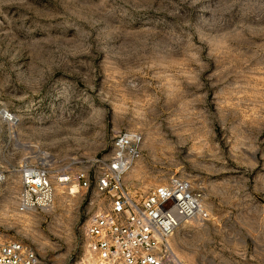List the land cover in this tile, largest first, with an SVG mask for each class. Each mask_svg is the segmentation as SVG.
I'll return each instance as SVG.
<instances>
[{
    "label": "rangeland",
    "instance_id": "rangeland-1",
    "mask_svg": "<svg viewBox=\"0 0 264 264\" xmlns=\"http://www.w3.org/2000/svg\"><path fill=\"white\" fill-rule=\"evenodd\" d=\"M124 129L142 136L131 192L202 190L208 220L169 240L182 264H264V0H0V230L42 264L83 258L108 202L72 176ZM30 152L53 205L17 219Z\"/></svg>",
    "mask_w": 264,
    "mask_h": 264
},
{
    "label": "built area",
    "instance_id": "built-area-1",
    "mask_svg": "<svg viewBox=\"0 0 264 264\" xmlns=\"http://www.w3.org/2000/svg\"><path fill=\"white\" fill-rule=\"evenodd\" d=\"M141 143V134L119 130L106 154L93 156L73 173L81 189H92L108 202L106 209L93 214L86 224L87 254L75 264H170L174 254L169 240L180 224L208 220L202 190L183 177L145 191L128 189L124 177L140 155ZM31 154H24L15 169L21 178L18 213L38 212L52 203L49 166ZM5 174L0 165V186ZM0 264L42 262L32 245L0 230Z\"/></svg>",
    "mask_w": 264,
    "mask_h": 264
},
{
    "label": "bare ground",
    "instance_id": "bare-ground-1",
    "mask_svg": "<svg viewBox=\"0 0 264 264\" xmlns=\"http://www.w3.org/2000/svg\"><path fill=\"white\" fill-rule=\"evenodd\" d=\"M7 119H9V117H7ZM10 120L12 121V120H14V118H10ZM44 155V154H43ZM50 158V157H49ZM44 159L46 160V161H43V158L40 160V163H42L43 165H47V164H49V163H51L50 161H49V159H48V157L46 156V155H44ZM136 160V159H135ZM135 160H134V162H135ZM45 162V163H44ZM134 164V163H133ZM132 167V166H131ZM130 170V169H129ZM128 170V171H129ZM127 174V173H126ZM7 179V178H6ZM62 181H64V180H66V178H62L61 179ZM74 180V179H73ZM5 182H6V180H5ZM20 182H21V178L18 180L17 179V188H18V191H19V187H20ZM74 182H76L75 180H74ZM77 185V184H76ZM78 186V185H77ZM17 194H18V192H17ZM52 199H53V189H52ZM203 202V201H202ZM16 204V203H15ZM52 205H53V201H52V203L51 204H49L48 206H46V207H42L41 209L45 212L46 210H48L49 208H51L52 209ZM100 205V209H101V211H102V208H103V206L101 205V204H99ZM202 206H203V203H202ZM16 208V207H15ZM14 208V209H15ZM104 209H106V208H104ZM16 210V209H15ZM35 213H38V212H36V211H29V212H26V213H24V214H27V215H31V216H34L35 215ZM15 215H16V217H17V219L19 218V219H21V213L19 214L18 212L17 213H14ZM39 214V213H38ZM15 218V217H14ZM184 223H181L180 224V226H179V228L183 225ZM178 228V229H179ZM177 229V230H178ZM175 233V232H174ZM173 233V234H174ZM173 236V235H172ZM174 252V251H173ZM85 253L87 254V248L85 247ZM86 254L84 255V257L86 256ZM174 254V253H173ZM182 264V262L177 258V257H175V255H173V258H172V261L170 262V264Z\"/></svg>",
    "mask_w": 264,
    "mask_h": 264
}]
</instances>
